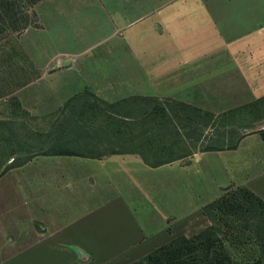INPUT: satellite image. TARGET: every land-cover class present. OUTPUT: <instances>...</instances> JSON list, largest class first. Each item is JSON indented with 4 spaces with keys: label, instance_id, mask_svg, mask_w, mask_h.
I'll return each mask as SVG.
<instances>
[{
    "label": "crops",
    "instance_id": "0c3cea01",
    "mask_svg": "<svg viewBox=\"0 0 264 264\" xmlns=\"http://www.w3.org/2000/svg\"><path fill=\"white\" fill-rule=\"evenodd\" d=\"M132 1H137L136 9L140 1L146 0ZM92 7L89 6L86 12L96 14L98 10ZM132 8L122 6V12ZM209 16L219 15L209 8ZM88 19L93 20L89 24L94 25L106 22V19L96 22L93 16ZM122 19L124 17L113 18L115 26L121 25ZM209 21H213L214 27L219 22L227 24L217 18ZM212 48L210 52L203 50L200 57H162L159 61H145L143 58L140 63L114 59L116 63L106 71L109 77H96V69L84 67L94 65L85 57L86 49H59L55 58L62 60L63 71L75 76V81L86 73V79L90 81L111 82L108 91L90 86L73 92L71 97L91 92L104 101L116 102L131 96L163 99L172 96L219 115L264 96V92H253L252 82L264 75V58L258 57L260 47L257 48L255 42L234 39ZM157 65L159 73L156 75L159 76L154 79L159 80V89L147 90L142 82L151 80L149 76L155 70L153 66ZM46 75L44 70L40 78ZM125 80L132 81L138 91L121 92ZM244 80L250 81L246 87L240 83ZM64 101L35 112H59ZM211 137V134L203 133L199 143L184 137L180 146L175 148L181 157L161 164L148 163L135 151L113 150L112 138L91 137L78 141L86 145L78 153L36 154L25 164L11 168L5 174H28L31 178L29 184L33 186L30 192L34 195L29 196L30 200L22 207H12L8 216H1L0 264H61L66 258L69 260L67 264H129L152 251L150 246L155 248L159 231L170 235L169 229L172 228L175 235L189 236L205 229L210 220L204 205L212 199L214 192H220L227 184L246 186L264 199L262 130L245 133L234 148L206 149ZM202 141L205 144L200 146ZM243 155L248 158L246 163L239 159ZM53 166L55 168H51ZM48 182L56 186L57 192L69 196L63 198L66 205L46 203L35 195L39 191L37 187ZM143 184L149 185L153 193L166 194L167 199L163 197L161 202L170 200L173 207L157 213L143 210L141 216L137 215L127 194H144L141 192L147 190H143ZM181 192L191 196L197 193L199 204L193 201L180 207L177 200ZM201 192L211 195L206 198ZM139 199L144 200L143 197ZM184 224H187L186 229ZM197 224L200 228L190 233V225Z\"/></svg>",
    "mask_w": 264,
    "mask_h": 264
},
{
    "label": "rangeland",
    "instance_id": "374dc122",
    "mask_svg": "<svg viewBox=\"0 0 264 264\" xmlns=\"http://www.w3.org/2000/svg\"><path fill=\"white\" fill-rule=\"evenodd\" d=\"M136 4L137 1L132 0H41L30 7L31 23L27 28H8L0 31L1 167L9 163L13 159L12 156L24 158L33 149L37 150L36 147L45 138L44 134L54 127L55 121L62 118L57 110L49 113H37L35 110L49 109L57 101H66L73 92L86 89L85 87L95 88L96 86L98 89L108 91V84L111 82L107 80L90 81L86 79L85 73L80 80L75 81V76H69L70 74L64 72L62 60L55 58L59 49H86L85 57L93 61L94 65L86 64L84 67L96 69L98 73L94 75L96 77H109L106 71L116 63L114 59L121 61L130 59L131 63L136 61L140 63L143 58L145 61H159L162 57L174 59L200 57L203 50L210 52L214 45H224L225 41L234 39L240 42H255L257 48L260 47L257 49L258 57L264 58L262 48L264 47V0H146L140 1L135 9ZM89 6L97 9V13L86 12ZM122 6L133 8L127 10L128 12H122L124 10ZM209 8L219 16L211 18ZM150 9L153 11H149ZM88 16H93L96 22L100 19H106V22L105 24L102 22L96 25L89 24L90 21L91 23L94 21L89 20ZM120 17H124L121 25L115 26L113 18ZM216 18L227 21V24L219 22L217 27L212 26L213 21L209 20ZM179 46L183 48L176 49ZM164 47L169 48L163 49ZM48 61L50 63H47ZM84 61L86 62L87 59ZM262 62L263 60L260 63ZM153 68L155 70L149 76L151 80L141 81L146 84L147 90L159 89V80L154 79L159 76L156 75L157 72L159 73V65ZM44 70L47 75L40 78ZM256 79L252 82L255 87L253 92H264V75ZM124 83L122 87L124 90L121 92L138 91L137 87L134 88L132 81L125 80ZM240 83L242 87H246L250 81L244 80ZM18 95H21V98ZM86 97L89 102L85 106L86 111L78 108L77 116L82 115L81 119L88 124L102 125L106 120L101 114L102 109L107 107L103 101H96L91 95L87 94ZM166 98L180 100L172 96L164 97ZM234 103L231 102V104ZM223 119L217 120L215 127L207 126L201 131L207 135L211 134L213 138H222L221 131L229 129L248 133L261 131V128H264V118L257 121L255 127L245 128L244 124L254 119V116L250 114L245 115L243 119L238 116L228 118L225 125H223L225 120ZM180 125L183 127V124ZM183 130L186 131L184 128ZM202 137L203 135L195 137L199 139L190 140L199 143ZM204 144L205 142L202 141L200 146ZM239 159L244 163L248 161L245 155L239 156ZM54 170L57 171V169ZM232 178L235 179L234 176ZM30 181L31 178L26 173L14 172L1 177L0 225L1 216H8L12 207H22L26 201L30 200L29 196L34 195L30 192V188H33L29 184ZM141 186H144L142 188L147 192H141L144 194L136 196L127 194V199L137 215L141 216L143 210L157 213L173 207V202L170 200L161 202L163 197L167 199L166 194H161L159 191L151 192L147 184ZM54 187L50 182L46 185L42 184L37 187L39 191L37 190L38 193L35 195H39L37 197L40 201L46 203L66 205L63 203V198L69 196L57 192ZM240 187L239 184H227L221 188L220 192H214L212 195L201 192L206 198L210 195L212 198L204 205L210 224L203 230H208L207 237L215 240L212 251L230 256L240 262L238 264H256L257 262L264 264V249L256 239L254 220L228 212L230 204L240 200ZM141 197L143 201L139 199ZM198 197L197 193L191 196L190 193L181 192L177 203H181L180 207L193 201L199 204ZM184 227L186 229L187 224H184ZM199 228L200 224L190 225L188 231L192 233ZM203 230L189 236L200 234ZM169 232L170 235L166 231H159L155 248L153 246L149 248L154 251L157 247L182 235H175L172 228ZM65 261L61 264H67L68 258Z\"/></svg>",
    "mask_w": 264,
    "mask_h": 264
},
{
    "label": "trees",
    "instance_id": "16d2710c",
    "mask_svg": "<svg viewBox=\"0 0 264 264\" xmlns=\"http://www.w3.org/2000/svg\"><path fill=\"white\" fill-rule=\"evenodd\" d=\"M39 1L41 0H0V31L8 28H27L31 23L29 20L30 7ZM87 94L93 96L96 101H103L107 107L102 109L101 114L106 118L102 125L88 124L83 122L82 115L77 116L80 109L83 108L86 111L85 106L89 103ZM59 114L62 118L55 121L54 127L44 134L45 138L36 147L38 149H33L34 151L32 150L24 158L12 156L13 159L9 163L3 167L0 166V177L11 168L25 164L36 154L78 153L86 147L78 141L91 137L112 138L115 140L110 141L113 150L135 151L140 153L148 163L161 164L181 157L175 148L180 146L184 137H201L204 133L201 130L209 125L215 127L216 121L220 118L225 119H223V125H225L228 118L238 116L243 119L245 115L250 114L254 116V119L244 124V127H255V123L264 118V96L232 108L223 114L215 115L202 107L172 98L131 96L116 102H107L87 92L69 98ZM180 124H183V127ZM261 130L264 136V128ZM221 132L222 138L211 137L206 149L234 148L239 139L245 135L244 132L239 133L238 130L229 129ZM44 146L47 147L43 148ZM239 193L241 194L240 200L235 204H230L228 212L254 220L256 239L264 249V199L246 186H241ZM207 234L208 230H203L195 236L182 234L146 254L142 260L129 264L240 263L230 256L212 251L215 240L207 237Z\"/></svg>",
    "mask_w": 264,
    "mask_h": 264
}]
</instances>
